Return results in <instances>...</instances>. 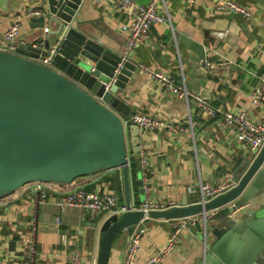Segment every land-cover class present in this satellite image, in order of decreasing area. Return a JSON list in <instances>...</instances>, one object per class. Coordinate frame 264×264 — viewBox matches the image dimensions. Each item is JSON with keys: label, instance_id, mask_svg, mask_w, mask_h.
I'll use <instances>...</instances> for the list:
<instances>
[{"label": "crops", "instance_id": "0c3cea01", "mask_svg": "<svg viewBox=\"0 0 264 264\" xmlns=\"http://www.w3.org/2000/svg\"><path fill=\"white\" fill-rule=\"evenodd\" d=\"M222 1L198 0L189 7L185 0H165L171 22L154 26L151 42L127 55L139 66L165 74L178 85L184 78L191 92L221 111L241 110L254 122L264 121V106L253 105L250 96L257 84L255 75L264 69V0H232L248 8L252 19L217 11ZM32 8L42 9L37 0H0V39L18 15L23 19L15 45L29 44L37 36L48 37L57 26L47 22L44 28H32L31 18L27 17ZM80 20L103 26L111 45L126 48L129 34L123 30L124 17L112 0H87ZM179 36L203 45L206 58L191 51ZM124 93L135 113L172 121L187 129L179 135L165 129H140L142 154L147 156L148 164L142 174L137 170L134 176L130 174L132 203L136 205L148 199L166 205L198 200L201 181L217 185L226 175L234 176L243 160L256 156L252 150L242 148L234 131L223 126L219 118L202 114L194 101L188 105L142 70L133 75ZM116 175L119 183L114 189L110 180ZM82 185L104 195L116 194L119 206L126 205L120 169L78 178L57 192ZM20 193L8 196L0 205V264H71L68 256L76 249L82 252V264H97L99 227L114 213L94 217L80 208L62 211L53 200L43 203L37 211L36 253L31 260L24 256V250L28 248L33 202L29 194ZM141 226L146 233L135 264H147L174 231L172 222L166 220L147 219ZM128 243L126 234L116 238L108 264H124ZM196 249L188 230H183L176 248L161 264H196L201 255Z\"/></svg>", "mask_w": 264, "mask_h": 264}, {"label": "water", "instance_id": "95a60500", "mask_svg": "<svg viewBox=\"0 0 264 264\" xmlns=\"http://www.w3.org/2000/svg\"><path fill=\"white\" fill-rule=\"evenodd\" d=\"M86 1L37 0L43 14L30 19L32 28L57 27L13 53L0 49V198L33 182L67 186L120 169L129 210L99 227L97 264H108L116 238L131 237L146 219L199 214L206 222L188 229L201 251L196 264H264V145L238 166L226 193L147 213L130 209V170L143 171L142 138L124 92L141 69L125 48L111 45L103 26L80 20ZM179 41L206 58L203 45Z\"/></svg>", "mask_w": 264, "mask_h": 264}, {"label": "built area", "instance_id": "2783aa9c", "mask_svg": "<svg viewBox=\"0 0 264 264\" xmlns=\"http://www.w3.org/2000/svg\"><path fill=\"white\" fill-rule=\"evenodd\" d=\"M116 10L124 17L123 30L129 34V39L126 43L125 53L151 42L152 28L159 24L170 23L171 19L166 7L165 0H148L147 3H142L140 0H112ZM198 0H185V6L194 7ZM217 11L228 14H240L246 19H252V12L232 1L224 0L216 7ZM43 14L41 9L32 8L28 11L27 17H35ZM22 15L16 16V21L10 24L8 29L0 39V49L7 52H15L16 45L13 43L16 36L22 27ZM48 32V29H45ZM48 59H44L43 63H47ZM206 65L210 66L208 62ZM140 69L158 83L166 86L175 97L185 100L189 105L194 101L202 114L208 115L209 118H219L222 125L234 131L236 139L241 144L242 148L250 149L253 152L259 151L264 145V121H252L245 111H221L215 108L206 98L200 94L191 92L183 78L182 83L178 85L174 79L165 74L157 73L147 66L140 65ZM257 84L253 87L250 94L251 101L255 106H264V69L255 75ZM138 127L144 131L168 130L176 135L185 132L183 126H179L175 122L159 119L142 113H135L131 118ZM148 164L147 156L142 154L143 171ZM65 185L54 182H33L29 183L20 190V194L26 193L30 195L33 202L31 211V231L28 236V248L24 250V256L33 260L36 253V233H37V211L38 207L45 202L53 200L56 205L62 210L80 208L89 212L94 217H100L106 212L114 214H122L129 209L126 205L119 206V198L116 194H101L97 189L87 190L85 186H77L76 188L57 192L59 188ZM236 186L234 176L228 174L217 185H213L208 181H201L200 195L198 201L203 203L217 197L220 194L226 193ZM17 191V192H18ZM54 193H59V197H54ZM7 198V197H5ZM5 198H0V205L5 203ZM176 206V204H157L154 201L146 200L140 205L131 204V210H143L146 213L154 209H166ZM173 224L174 231L170 235L166 245L160 252L151 257L147 264H161L166 255L170 254L177 245L178 234L183 230H188L197 223H205L206 216L196 215L188 218L170 220ZM142 224V223H141ZM140 225L137 226L132 236L129 237L125 253L124 264H135L137 254L141 248V241L146 233V228ZM71 264H82V252L79 249L74 250L69 254Z\"/></svg>", "mask_w": 264, "mask_h": 264}, {"label": "trees", "instance_id": "16d2710c", "mask_svg": "<svg viewBox=\"0 0 264 264\" xmlns=\"http://www.w3.org/2000/svg\"><path fill=\"white\" fill-rule=\"evenodd\" d=\"M135 170H136L135 166H132V167H131V170H130V174H131L132 176L135 175ZM110 181H111L112 187H113L114 189H117V187H118V183H119V176L116 175L115 177H112V180H110Z\"/></svg>", "mask_w": 264, "mask_h": 264}, {"label": "rangeland", "instance_id": "374dc122", "mask_svg": "<svg viewBox=\"0 0 264 264\" xmlns=\"http://www.w3.org/2000/svg\"><path fill=\"white\" fill-rule=\"evenodd\" d=\"M141 174H142V173H141ZM141 190H142V192H141V197H142V199H143V197H144V189H143V186H142V189H141ZM105 215H106V214H104L103 217H104ZM101 219H102V218H101ZM101 219H99V221H101ZM146 220H147V219H146ZM146 220H144L143 222H145ZM143 222H142V223H143ZM179 237H180V236H179Z\"/></svg>", "mask_w": 264, "mask_h": 264}]
</instances>
